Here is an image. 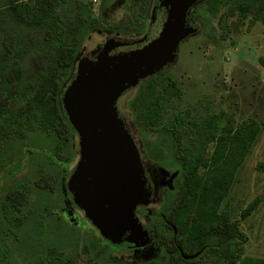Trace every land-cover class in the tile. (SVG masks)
<instances>
[{
  "label": "trees",
  "instance_id": "trees-1",
  "mask_svg": "<svg viewBox=\"0 0 264 264\" xmlns=\"http://www.w3.org/2000/svg\"><path fill=\"white\" fill-rule=\"evenodd\" d=\"M222 1L203 4L215 14ZM229 1L240 20L253 17L264 23V0L225 3ZM152 4L153 0H123L130 19L137 20L133 32L146 29ZM102 8L96 14L89 0H0V264H74L64 248L73 236L66 233L61 217L48 219L47 204H53L54 189L63 195V168L74 154V129L63 109L62 93L88 37L104 23L112 25ZM197 8L191 13L195 20ZM118 27L112 28L127 30ZM132 91L127 100L131 121L148 143V133L156 134L158 142L153 145L170 151L181 170L183 182L173 217L186 228L181 236L196 245H220L210 260L188 262L178 256L171 264H264V259L238 255V223L227 206L221 208L261 132V122L251 119L233 126L218 113L185 107L179 84L165 70L141 80ZM63 152L68 156L62 167L58 159ZM26 168L27 174L19 176ZM261 202L264 192L241 217ZM96 245L91 241L84 246L88 264H120L100 255ZM232 246L234 259H228Z\"/></svg>",
  "mask_w": 264,
  "mask_h": 264
},
{
  "label": "water",
  "instance_id": "water-1",
  "mask_svg": "<svg viewBox=\"0 0 264 264\" xmlns=\"http://www.w3.org/2000/svg\"><path fill=\"white\" fill-rule=\"evenodd\" d=\"M198 0H155L156 30L135 40L107 38L94 57H81L61 97L78 135L79 159L64 189L86 217L111 242H137L146 232L135 207L150 200L139 152L117 101L128 89L176 60L179 44L197 33L187 15ZM133 49L123 46L142 43ZM67 187V188H66ZM69 221L73 219L69 217Z\"/></svg>",
  "mask_w": 264,
  "mask_h": 264
},
{
  "label": "rangeland",
  "instance_id": "rangeland-1",
  "mask_svg": "<svg viewBox=\"0 0 264 264\" xmlns=\"http://www.w3.org/2000/svg\"><path fill=\"white\" fill-rule=\"evenodd\" d=\"M89 1L96 14L103 5L102 13L114 27H126L124 31L128 33L125 35H135L131 29L136 26L137 20L130 19L124 5L118 0ZM233 6L232 2L225 3L223 0L215 14L209 13L204 4L198 6L196 15L200 30L179 44L176 60L166 68V73L179 84L185 107L196 106L199 111L207 109L218 113L233 126L245 124L251 119L261 122V132L239 168L224 202L228 203L229 214L238 223L241 232L238 255L264 259V202L247 216L241 217L243 210L256 197L262 198L264 192V23L253 17L240 20ZM108 26L104 23L103 29ZM104 38V34L93 32L85 42L86 49H91ZM132 92L118 99L119 112L127 122L131 120L127 100ZM132 131L136 139L142 138L139 131ZM76 139L77 136L74 139L77 144ZM47 144L51 147L54 145L53 142ZM66 156V152L60 154L58 163L63 165ZM38 158L42 159L43 156L39 155ZM74 163L75 159L67 164V169L70 170ZM25 174L27 168L19 176ZM30 185L34 187L32 181ZM51 196L53 204H47L48 219L54 222L61 217L65 221L66 233L73 236L66 239L65 252L74 257V264H88L89 255L84 246L91 241L96 242L99 233L86 220L74 226L65 214L54 213L63 206V196L58 194L57 189L53 190ZM58 233V229L55 230V238ZM96 247L101 253L103 247L98 244ZM112 254L120 256L119 252Z\"/></svg>",
  "mask_w": 264,
  "mask_h": 264
},
{
  "label": "flooded vegetation",
  "instance_id": "flooded-vegetation-1",
  "mask_svg": "<svg viewBox=\"0 0 264 264\" xmlns=\"http://www.w3.org/2000/svg\"><path fill=\"white\" fill-rule=\"evenodd\" d=\"M154 1L155 0H153V4L149 13L147 27L143 32L135 33V35L128 36L125 35L127 33H124L122 29L120 30L112 27L101 29L97 32L104 34V41L95 44L91 49H86L84 45L81 51L79 52V56L76 60V65L81 57H94L96 51L104 45L107 38L113 37L115 39H122L128 41L139 39L147 34V41L150 38L151 34L156 30V23H153L154 21H152ZM206 1L208 0H198V2L190 8L187 15L190 25L197 27L196 34H198L200 28L197 24V20L193 18L191 13L195 7L200 6ZM118 2L123 5V0H118ZM142 44L143 42L139 44H134L132 46L119 47L115 50L118 51L125 49H133L139 47ZM167 67L163 68L161 71H166ZM133 88L126 90L122 95L133 90ZM118 102L119 100L117 101V109ZM118 113L125 121L127 130L130 136L132 137V140L139 152L142 168L149 183L150 200L145 204H137L134 210L136 218L141 223L142 229L146 232V239L143 241L139 239L137 242H135L134 240H123L121 242L114 243L104 238L100 234L99 230L86 217L83 209L80 208L79 205L74 201L73 195L71 194L70 190L63 188V185L66 186L69 175L73 171L79 159L78 135L75 130L72 134V147L74 149V154L72 160L70 161L72 162L75 159V163L73 164L70 170H68L67 167L66 169L65 167L63 168V206H60L58 209H56L54 213H63L68 218H72V223L74 226L80 225V222L83 220L89 222L90 225L99 233V236L95 243H97L99 247H103L101 253L99 252L100 255L104 257L107 256L112 261H115L120 264H155L157 261L164 262L166 260L169 261V263L171 264L175 261L178 256L188 262L212 259L213 255L211 254L214 252V249L217 251V253H219L220 245L217 243L210 244L209 242L201 245H196L193 244V241L191 240L187 241L186 238H183L181 236V232L186 228L184 226L179 227L177 223H175L173 220V217L175 215L174 208L178 205L177 199L180 195V188L182 187L181 185L183 181L181 177V170L176 166V164L173 163L172 154H170V151L165 148L160 149V147L153 145L154 143L158 142V139L155 136L156 134H154L153 132L148 133V138L151 140V143H148L147 140H145V135L143 134L141 129L136 126L131 120L127 122L125 118L120 114L119 109ZM133 129L139 131L142 134V138L136 139L133 135ZM76 136L77 144L74 142ZM227 205L228 203H223L221 204V208H226ZM226 210L229 213L228 207ZM229 216L231 217L230 214ZM112 252H119L120 256L116 257V255H113ZM234 255L235 251L232 246L231 252L228 255V259H234ZM222 256L224 257V259L226 258L225 255Z\"/></svg>",
  "mask_w": 264,
  "mask_h": 264
},
{
  "label": "built area",
  "instance_id": "built-area-1",
  "mask_svg": "<svg viewBox=\"0 0 264 264\" xmlns=\"http://www.w3.org/2000/svg\"><path fill=\"white\" fill-rule=\"evenodd\" d=\"M92 1H95V0H92Z\"/></svg>",
  "mask_w": 264,
  "mask_h": 264
}]
</instances>
